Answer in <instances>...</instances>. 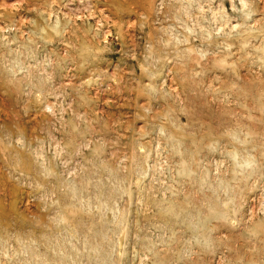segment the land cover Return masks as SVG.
Wrapping results in <instances>:
<instances>
[{"label":"rangeland","instance_id":"374dc122","mask_svg":"<svg viewBox=\"0 0 264 264\" xmlns=\"http://www.w3.org/2000/svg\"><path fill=\"white\" fill-rule=\"evenodd\" d=\"M0 264H264V0H0Z\"/></svg>","mask_w":264,"mask_h":264}]
</instances>
